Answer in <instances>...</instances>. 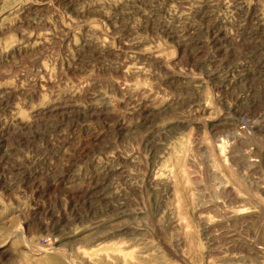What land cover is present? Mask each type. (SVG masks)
<instances>
[{"label":"rangeland","instance_id":"obj_1","mask_svg":"<svg viewBox=\"0 0 264 264\" xmlns=\"http://www.w3.org/2000/svg\"><path fill=\"white\" fill-rule=\"evenodd\" d=\"M0 264H264V0H0Z\"/></svg>","mask_w":264,"mask_h":264}]
</instances>
